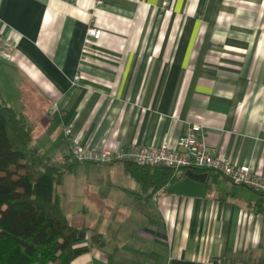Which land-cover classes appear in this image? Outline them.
I'll return each instance as SVG.
<instances>
[{"label": "crops", "instance_id": "1", "mask_svg": "<svg viewBox=\"0 0 264 264\" xmlns=\"http://www.w3.org/2000/svg\"><path fill=\"white\" fill-rule=\"evenodd\" d=\"M96 1L0 0V32L16 45L0 60V96L40 156L64 162L65 127L79 148L116 150L174 144L198 123L215 154L264 175V29L236 22L250 23V11L223 0ZM93 20L101 36L86 42ZM79 164L89 173L71 222L57 194L68 221L87 226L76 244L87 250L70 264L264 256V213L246 186L205 172L203 197H146L121 162Z\"/></svg>", "mask_w": 264, "mask_h": 264}, {"label": "trees", "instance_id": "2", "mask_svg": "<svg viewBox=\"0 0 264 264\" xmlns=\"http://www.w3.org/2000/svg\"><path fill=\"white\" fill-rule=\"evenodd\" d=\"M31 138L32 128L23 115L0 96V264H70L87 250L86 245H76L85 238L87 226L68 221L54 187L80 162L69 160L70 149L62 164L42 158L30 145ZM121 163L124 174L138 183L146 197L184 177V172L163 165ZM191 170L218 173L208 168ZM256 193L254 208L264 213V193ZM224 260L210 257L208 264H224ZM168 264L204 263L174 258ZM242 264H264V256Z\"/></svg>", "mask_w": 264, "mask_h": 264}, {"label": "built area", "instance_id": "3", "mask_svg": "<svg viewBox=\"0 0 264 264\" xmlns=\"http://www.w3.org/2000/svg\"><path fill=\"white\" fill-rule=\"evenodd\" d=\"M100 3V0L96 1V5ZM85 34L86 42L97 41L100 38L101 30L94 20L88 23ZM15 52V43L0 32V60L11 59ZM80 77V73L74 74L72 83H78ZM63 133L70 144L72 156L79 162L107 164L116 161H129L138 165H163L175 170L208 168L223 175L232 184L246 186L256 192L264 193V175L255 172L248 164L233 163L215 154L206 142L203 126L198 123H187L174 144L164 143L160 146L133 144L116 150L79 148L70 136L69 127H65ZM203 263L208 264L209 261L206 260ZM224 264H242V261L226 259Z\"/></svg>", "mask_w": 264, "mask_h": 264}, {"label": "rangeland", "instance_id": "4", "mask_svg": "<svg viewBox=\"0 0 264 264\" xmlns=\"http://www.w3.org/2000/svg\"><path fill=\"white\" fill-rule=\"evenodd\" d=\"M225 2L230 3L234 7H239L241 10L245 9L247 11H250L251 15V22L249 21H236L240 25H246L245 27H251L256 29H264V0H223ZM166 3V2H164ZM11 92H14L12 89H10ZM11 95L14 96L13 93ZM10 95V96H11ZM9 97V96H8ZM17 101H15L14 107L16 108ZM46 136V135H45ZM49 139L47 136L46 138L43 137L40 140V145H44V143H47V140ZM47 145V144H46ZM71 154V152H70ZM73 156L70 155V159ZM75 159V158H74ZM117 162V161H116ZM83 163V162H82ZM88 171H83L80 169V164L77 166V169H75L74 173H65L63 176V179L61 183L55 185V191L61 198L63 202H67L66 209L70 216V222L71 219L74 217L72 214L76 212V209L79 208L80 205V177L84 174H88ZM83 199V198H82ZM72 217V218H71Z\"/></svg>", "mask_w": 264, "mask_h": 264}, {"label": "water", "instance_id": "5", "mask_svg": "<svg viewBox=\"0 0 264 264\" xmlns=\"http://www.w3.org/2000/svg\"><path fill=\"white\" fill-rule=\"evenodd\" d=\"M206 178L207 173L205 172L191 169L186 170L184 172V177L171 184L167 188V192L185 196L203 197L206 193Z\"/></svg>", "mask_w": 264, "mask_h": 264}]
</instances>
